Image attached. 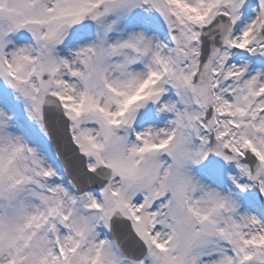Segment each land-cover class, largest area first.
Wrapping results in <instances>:
<instances>
[{
    "label": "snow or ice",
    "instance_id": "1",
    "mask_svg": "<svg viewBox=\"0 0 264 264\" xmlns=\"http://www.w3.org/2000/svg\"><path fill=\"white\" fill-rule=\"evenodd\" d=\"M0 264H264V0H0Z\"/></svg>",
    "mask_w": 264,
    "mask_h": 264
}]
</instances>
